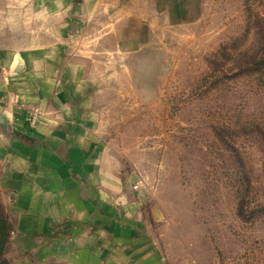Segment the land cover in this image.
Returning <instances> with one entry per match:
<instances>
[{
    "label": "rangeland",
    "instance_id": "1",
    "mask_svg": "<svg viewBox=\"0 0 264 264\" xmlns=\"http://www.w3.org/2000/svg\"><path fill=\"white\" fill-rule=\"evenodd\" d=\"M40 22L26 13L23 28L1 33L19 35L10 52L52 57L59 84L81 88L75 122L90 123L87 139L128 180L126 197L143 199L140 230L161 264H264V0H93ZM0 103L2 257L71 264L44 246L69 233L76 211L58 205L53 220L34 199L39 153L55 146L15 131L10 144L30 152L20 158ZM21 105L31 131L51 115Z\"/></svg>",
    "mask_w": 264,
    "mask_h": 264
},
{
    "label": "crops",
    "instance_id": "2",
    "mask_svg": "<svg viewBox=\"0 0 264 264\" xmlns=\"http://www.w3.org/2000/svg\"><path fill=\"white\" fill-rule=\"evenodd\" d=\"M92 1L0 0V102L5 104L2 112L12 133L8 148L23 155L20 158H29L30 152L23 154L10 144L15 131L33 134L34 140L55 146L39 153L40 177L35 182L34 199L50 207L49 217L53 220L62 218L53 212L58 205L72 207L70 217L74 211L76 215L68 234H51L48 238L44 248L50 256L71 264H161L159 250L140 230L143 199L126 197L128 180L117 167L105 166L109 153L104 148L95 149L94 141L87 139L90 123L83 119L79 124L74 115L77 107L73 95L81 93V88L59 84L57 62L52 57L47 58L42 52L27 55L17 47L10 52L11 44L19 46V35L10 43L9 36L1 33L23 28L21 20L26 13L33 15L39 27L43 14H83ZM7 95L21 104L37 102L43 113L50 112L52 116L45 114L39 127L31 131L25 121V107L5 100ZM90 206L93 208L88 210ZM66 221L71 222L70 218Z\"/></svg>",
    "mask_w": 264,
    "mask_h": 264
},
{
    "label": "trees",
    "instance_id": "3",
    "mask_svg": "<svg viewBox=\"0 0 264 264\" xmlns=\"http://www.w3.org/2000/svg\"><path fill=\"white\" fill-rule=\"evenodd\" d=\"M0 209H1V204H0ZM8 233H9V224L6 218L4 217L3 212L1 213L0 210V264H9L8 260L2 257L7 243Z\"/></svg>",
    "mask_w": 264,
    "mask_h": 264
}]
</instances>
